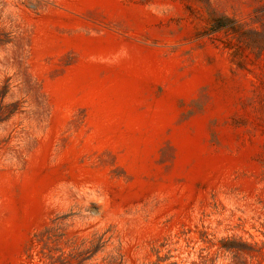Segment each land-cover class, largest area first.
<instances>
[{"label":"rangeland","instance_id":"1","mask_svg":"<svg viewBox=\"0 0 264 264\" xmlns=\"http://www.w3.org/2000/svg\"><path fill=\"white\" fill-rule=\"evenodd\" d=\"M0 264H264V0H0Z\"/></svg>","mask_w":264,"mask_h":264}]
</instances>
